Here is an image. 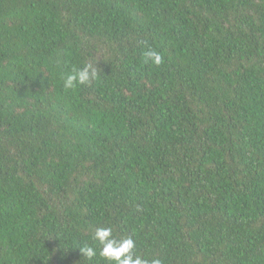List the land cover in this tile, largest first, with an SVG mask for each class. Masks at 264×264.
Masks as SVG:
<instances>
[{"label": "trees", "instance_id": "16d2710c", "mask_svg": "<svg viewBox=\"0 0 264 264\" xmlns=\"http://www.w3.org/2000/svg\"><path fill=\"white\" fill-rule=\"evenodd\" d=\"M100 227L264 264V0H0V264H107Z\"/></svg>", "mask_w": 264, "mask_h": 264}, {"label": "clouds", "instance_id": "9594fccd", "mask_svg": "<svg viewBox=\"0 0 264 264\" xmlns=\"http://www.w3.org/2000/svg\"><path fill=\"white\" fill-rule=\"evenodd\" d=\"M145 62L151 61L155 66L163 63L162 55L147 48L143 52ZM65 91L77 89L79 86H88L98 79V69L93 64H85L81 68L73 67L70 72L61 76ZM135 242L132 238H117L111 227H100L95 230L92 244L79 247L82 256L89 261L99 256L107 264H162L160 259H142L134 255Z\"/></svg>", "mask_w": 264, "mask_h": 264}]
</instances>
